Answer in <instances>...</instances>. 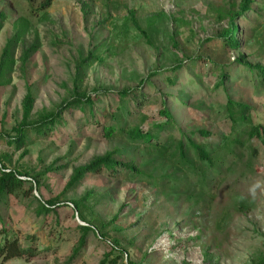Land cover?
Returning a JSON list of instances; mask_svg holds the SVG:
<instances>
[{"label": "rangeland", "instance_id": "rangeland-1", "mask_svg": "<svg viewBox=\"0 0 264 264\" xmlns=\"http://www.w3.org/2000/svg\"><path fill=\"white\" fill-rule=\"evenodd\" d=\"M233 1L238 0H56L46 12L36 14L25 0H0V13L7 15L0 31V58L8 41L17 37L11 44L9 70L1 78L0 133L22 121L29 90L33 95L31 119L68 98L77 64L90 53L93 58L82 68L81 87L88 93L106 89L107 98L100 103L107 99L116 102L117 90L139 86L154 70L180 61L187 65L193 55L232 64L244 54L247 60L262 63L264 56H259L254 43L227 53L205 44L226 27L228 18L220 11ZM130 9L145 33L133 26ZM241 29L248 32L250 26ZM34 43L37 50L22 62V51ZM231 67H235L230 87L233 96L254 106L253 120L264 124V91L255 93L241 68ZM190 78L195 80L191 84ZM181 80L189 85L179 92L181 96L193 91V104L211 100L213 107L210 112L203 109L188 114L185 121L186 108L175 105L180 107L175 113L180 127L216 129L224 93H199L196 75L187 70ZM151 81L153 86L143 87L149 96L140 109L150 118L147 124L156 119L161 93H174L163 78ZM61 130L19 149L0 139V155L7 156L12 168L47 173L45 178L37 177L38 188L32 193L19 190L0 208V226L2 219L13 235H36L43 250L30 261L14 258L3 264H66L76 244V226L85 224L70 205L76 199H83L86 218L108 238L122 241L138 264H255L264 257V144L259 139L245 142L235 156L224 160L218 172L209 173L206 191L195 202L196 197L170 198L168 188L160 192L138 179L124 181L104 175L87 176L74 190L63 193L76 168L118 143ZM189 178L197 182L195 176ZM56 197L59 206L55 212L38 211V200ZM49 235L55 237L47 248ZM108 250L98 232H91L71 264H99ZM130 258L124 256L118 264H129Z\"/></svg>", "mask_w": 264, "mask_h": 264}, {"label": "trees", "instance_id": "trees-1", "mask_svg": "<svg viewBox=\"0 0 264 264\" xmlns=\"http://www.w3.org/2000/svg\"><path fill=\"white\" fill-rule=\"evenodd\" d=\"M29 10L36 14L46 12L56 0H25ZM130 18L136 29H144L136 19L133 9L129 10ZM220 14L228 18L225 28L216 36L205 41L211 45L209 49L220 50L222 53L240 49L251 43L257 45L259 56H264V0H238L231 6L220 11ZM7 20L5 13H0V31L3 22ZM242 26H250V31L245 32ZM16 36L10 39L5 46L0 58V86L1 78L9 70L11 62V44ZM36 43L28 45L22 51L21 60L25 62L37 50ZM93 55L90 53L82 59L76 67L73 81L72 94L62 100L57 107L41 114L36 119L29 117L33 95L29 90L24 102V114L22 121L11 131L0 133V139L6 140L15 149L28 146L35 139L46 138L62 128L72 135L89 133L102 140L116 141L118 144L112 150L102 155L95 156L87 164L76 168L66 183L63 193L74 190L87 176L104 175L109 178H118L124 181L135 180L150 185L160 192L171 190L167 196L173 199L184 197L198 202L206 191L209 182V173L218 172L228 156H235L239 148L245 146V142L252 138L259 139L264 144V124L253 120L254 106L241 101L233 96L231 84L235 75L232 65L241 68L243 78L252 86L254 92L264 91V61L253 63L247 60L244 54H240L231 63H218L210 57L203 55L189 56L188 64L185 61L177 62L166 69H157L142 79L135 88L117 90V101L112 103L107 98L108 91L95 89L88 93L82 90V68L90 64ZM196 75L198 92H204L209 96L217 91H222L225 102L220 107L222 115L216 129L206 127H180L181 120L176 117L184 105L182 120H188V114L195 111H211V100H200L193 104V91H185L187 86L182 84L181 74L184 71ZM152 78H163L171 87V92L161 93L160 109L156 119L142 113L140 109L148 103V96L143 91L144 85L153 86ZM195 80L190 78V84ZM173 90H176L173 91ZM157 91V89H154ZM184 96V97H183ZM186 97V100L184 99ZM122 100V101H121ZM191 101L187 105V101ZM100 103V105H99ZM131 106L134 107L131 108ZM173 106V107H171ZM193 109V111H190ZM176 113V114H175ZM191 117V115H190ZM155 118V117H154ZM64 132V133H65ZM140 159V160H139ZM6 155H0V208L7 199L24 190L25 194L38 188V176L46 177V172L33 173L23 168H12ZM180 174V176H178ZM197 178L194 183L189 177ZM89 197H87L88 199ZM37 199V198H36ZM56 198L39 201L38 211L42 214L55 212L59 202ZM70 205L77 212L79 218L85 222L77 225V240L66 264H71L78 258L85 247L87 237L91 232H98L101 240L109 247L99 264H118L124 256H129L128 248L117 238L110 239L104 231L97 229L92 221L84 215L83 199L70 201ZM118 214L114 217L116 219ZM1 218V217H0ZM0 226V264L11 259L20 258L30 261L39 256L43 249L38 247L39 239L36 235H13L12 228L5 225L1 219ZM122 232L124 229H118ZM48 238V247L52 246L53 238ZM129 264H138L131 258ZM255 264H264V257Z\"/></svg>", "mask_w": 264, "mask_h": 264}]
</instances>
